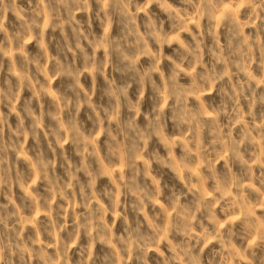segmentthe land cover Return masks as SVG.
Instances as JSON below:
<instances>
[{"label":"clouds","instance_id":"obj_1","mask_svg":"<svg viewBox=\"0 0 264 264\" xmlns=\"http://www.w3.org/2000/svg\"><path fill=\"white\" fill-rule=\"evenodd\" d=\"M0 264H264V0H0Z\"/></svg>","mask_w":264,"mask_h":264}]
</instances>
